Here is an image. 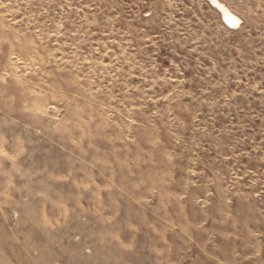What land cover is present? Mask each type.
<instances>
[{"label": "rangeland", "instance_id": "1", "mask_svg": "<svg viewBox=\"0 0 264 264\" xmlns=\"http://www.w3.org/2000/svg\"><path fill=\"white\" fill-rule=\"evenodd\" d=\"M0 0V264H264V0Z\"/></svg>", "mask_w": 264, "mask_h": 264}, {"label": "bare ground", "instance_id": "2", "mask_svg": "<svg viewBox=\"0 0 264 264\" xmlns=\"http://www.w3.org/2000/svg\"><path fill=\"white\" fill-rule=\"evenodd\" d=\"M211 1L213 2V4L216 5V7L220 10V12H222L223 17L228 22V24H229L230 20H234L235 21V23H230L232 25L237 23V21H238L237 18H235L232 14H230L229 11L222 4H220L216 0H211Z\"/></svg>", "mask_w": 264, "mask_h": 264}, {"label": "snow or ice", "instance_id": "3", "mask_svg": "<svg viewBox=\"0 0 264 264\" xmlns=\"http://www.w3.org/2000/svg\"><path fill=\"white\" fill-rule=\"evenodd\" d=\"M229 23H235V21L234 20H230Z\"/></svg>", "mask_w": 264, "mask_h": 264}]
</instances>
